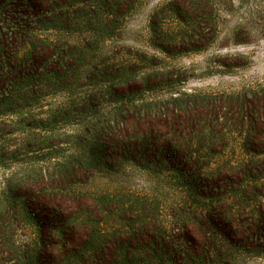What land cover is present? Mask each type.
Returning a JSON list of instances; mask_svg holds the SVG:
<instances>
[{"label": "rangeland", "instance_id": "rangeland-1", "mask_svg": "<svg viewBox=\"0 0 264 264\" xmlns=\"http://www.w3.org/2000/svg\"><path fill=\"white\" fill-rule=\"evenodd\" d=\"M120 1L0 0V41L18 30L23 31L16 37L19 46L32 42L45 49L37 55L47 53L45 42L51 51L74 46L80 52L74 64L78 78L55 84L43 79L34 95L8 106L27 116L0 115V255H10L2 254L5 249L12 250L11 257L41 250L44 261L54 256L45 264H76L82 251H93L98 237L114 230L120 239L108 249L132 253L137 246L128 238L130 230L144 222L181 256L152 246L157 254L150 262L128 257L125 264H264V239L236 233L252 217L238 212L240 204L253 206L264 197V168L232 170L264 149L244 140L243 125L227 120L240 107L241 96L264 92V0H206L213 11L200 27L203 38L166 43L167 52L156 35L174 30V14L165 12L158 21L153 14L169 0ZM196 45L202 48L192 50ZM121 72L133 77L130 85L106 91L95 107L80 111L82 95L95 93ZM67 101L72 103L64 107ZM210 112L219 115L217 122L205 119ZM208 124L217 132L208 133ZM178 127V151L170 159H133L132 152L114 149L125 132L171 135ZM189 146L198 160L194 176L177 168ZM77 162L84 169L65 178L62 169ZM247 181L258 189L246 190ZM193 186L204 195H188ZM234 192L240 200L217 203ZM210 204L213 227L229 229L233 241L217 234V246L204 258L202 232L190 221L184 225V213ZM257 213L254 225L264 226ZM91 232L94 239L88 237Z\"/></svg>", "mask_w": 264, "mask_h": 264}, {"label": "trees", "instance_id": "trees-1", "mask_svg": "<svg viewBox=\"0 0 264 264\" xmlns=\"http://www.w3.org/2000/svg\"><path fill=\"white\" fill-rule=\"evenodd\" d=\"M123 0L120 1L122 3ZM107 4L105 3V6ZM107 8V7H105ZM68 10V9H67ZM212 8L211 5L206 0H169L167 1L161 8H159L153 14V19L156 18L158 21L159 17H162L165 12H170L174 14L172 21L174 20L173 24L174 30L167 29L164 32L159 33L156 35L160 43L159 47L166 51L168 50L164 44H169L170 46L182 45L186 40L189 42H198L200 38H203V32L200 30L202 23L210 21L212 17ZM66 14V11L64 12ZM166 21L163 20V22ZM23 31H10L9 36L6 38L2 37V41H0V115H15L17 117H21L22 115L27 116V113L21 109L17 111L12 109L8 106H11L17 100L24 99L27 96H32L37 92V88L39 87L40 82L44 79L48 82V84H55L58 80H63L65 82H69L72 80V77L78 78L75 75L74 67L75 61L80 60V57L76 58V56L80 53L74 51V46L69 47L68 49L63 48L60 51H56L53 49L51 51L49 42H45L44 47L47 49V53L44 52L41 55H37L38 49H44L40 46L31 42L25 43V45L19 46L16 40L18 35H22ZM21 37V36H20ZM21 39V38H20ZM23 40V39H22ZM56 48V47H55ZM202 47L196 45L192 47V50L201 49ZM45 51V49H44ZM167 52V51H166ZM91 63H93L91 61ZM92 67V66H91ZM92 74V73H91ZM119 78V79H118ZM132 76L130 74L125 75L123 72L119 73V76L114 81H107L103 87L97 88L95 93H85L81 96L80 99V106L83 109L80 111H88L90 108L95 107V102L98 99H102L106 91H110V93L117 92V88L124 87L130 85L132 83ZM70 101V100H69ZM65 102L66 105L64 107L70 106L69 103L72 102ZM230 101V100H229ZM240 107L235 109L227 120H231L239 125H243L244 129V140L248 141L252 144H257L261 148L264 149V92H256L253 95L246 96L243 95L240 97L239 100ZM4 108V109H1ZM9 108V109H7ZM78 108L72 109V111H76ZM64 116L70 115V113H63ZM255 115V116H254ZM248 116L247 119H245ZM185 117V116H184ZM215 120L220 118L218 114L215 112H210L207 114L205 119L207 120ZM214 117V118H213ZM189 118V116L185 117ZM189 124L193 125V120L191 118ZM184 120L182 119L180 124H182ZM217 122V121H216ZM185 123V122H184ZM183 123V124H184ZM186 124V123H185ZM188 124V123H187ZM97 130V126L95 125ZM181 127H178L174 130L173 134L166 135L159 131H149L145 133H141L140 135H128L126 132L121 135L119 138L120 141L114 145L115 151L118 152H132L133 159L137 158L138 156L144 158L147 161H153L157 158H166L170 159L171 156L176 154L178 151V145L176 143L177 137L181 136ZM216 127L213 125L208 124L207 132L208 133H215L217 131ZM196 132L199 134L203 133L202 130H197ZM140 142L136 137H140ZM176 136V137H174ZM222 137V135H220ZM217 136L216 138H221ZM46 138H43L45 140ZM42 140V141H43ZM134 140H137L133 142ZM145 142V143H144ZM144 143V144H143ZM177 148V149H176ZM190 150V146H189ZM187 151L184 153L185 157H183V161L177 167L181 170V175L184 174H191V176L196 175V173H192V168L197 167L198 169V160L197 157L192 158L193 150ZM261 155L255 157H249L245 159L244 162H238L237 166L234 167L235 171H239L242 173H247L252 171L253 169H263L264 168V151H261ZM187 156V157H186ZM261 156V157H260ZM158 160V159H157ZM189 161H192V167L188 168ZM258 167V168H257ZM84 165L81 162H77L74 165H70L67 169H62L63 176L65 178H69L70 175H74L79 170H83ZM184 170V171H183ZM187 170V171H185ZM232 175V174H231ZM228 179H231L232 176H227ZM212 184L211 181H206V185L210 186ZM198 186H193L191 190L187 191L188 195H204V192L201 189H197ZM246 190L258 189L255 183L252 181H247L246 185H244ZM238 191H243V188H236ZM240 189V190H239ZM243 195V192H241ZM228 198H237L240 200V197L237 195V192H234L230 197H226L220 200H217L220 205H229ZM264 199V197H263ZM263 199L258 200V204L255 203L253 206L250 204L242 203L241 208L238 212L249 213L253 217L255 214H258L261 217L264 223V201ZM9 203V202H8ZM8 203L4 205L3 211H7L9 209ZM190 205H185V207H189ZM261 207V209H260ZM26 209V208H25ZM52 209H54L52 207ZM214 209L213 205H209V207H203L199 211L195 208L190 212H185V222L187 221L196 224V226L202 232L203 239L201 241V251L206 254L202 255L204 258H209L207 252L213 247H216L217 244L215 243V238H217V234L221 235V237L229 242L233 241V237L231 236L232 233L228 232L229 229H217L213 227V220H212V210ZM198 212L202 216L203 219H198L194 216L195 213ZM228 212L230 210L228 209ZM234 214V213H233ZM186 215H192L191 218L186 217ZM251 217L250 224L247 226H241V230L236 231L237 234L243 232L246 234L247 240L249 238L253 239H264V226H256L253 223V219ZM1 226V221H0ZM151 226V225H150ZM147 223L142 222L141 226L133 228L130 230L131 236L128 238L133 239L135 242L134 245L137 246V249L134 250L132 253L127 252H119L110 251L108 249V245L110 244L113 247H116L117 244L115 240L120 239L119 236L116 234L118 230H114L110 233V236L102 238L98 237V245L93 251L83 252L79 254V258L76 261V264H125L128 261V257H131L133 261L136 262H150V258L157 253L152 252L151 247H162L171 249V253L174 254V258H179L180 249H177L172 243H169L168 240L164 238V236L157 232L155 229L151 231L150 227ZM152 227V226H151ZM220 230V231H218ZM233 230H236L233 229ZM232 232V231H231ZM88 237H92L93 239L95 236L91 232ZM187 239L186 235L184 236ZM90 240V239H89ZM189 238L187 246L189 244ZM44 242V241H42ZM221 243V242H220ZM232 244V243H230ZM224 244H218V246H223ZM177 246V245H176ZM7 245H5V248ZM40 247L45 248L46 245L44 243L41 244ZM115 249V248H113ZM44 251H34L28 254L27 251L22 253H16V256H10L12 250H6L2 254H10L9 256L0 255V264H45L46 261L53 262V254L48 255L47 260H43L42 254ZM166 252H161V254H165ZM168 254V252H167ZM206 256V257H205ZM128 258V259H127ZM159 259V262L163 261L162 257H156ZM157 259H153V261L158 262Z\"/></svg>", "mask_w": 264, "mask_h": 264}]
</instances>
